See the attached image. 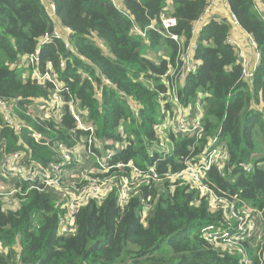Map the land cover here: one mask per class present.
Wrapping results in <instances>:
<instances>
[{
    "label": "trees",
    "instance_id": "16d2710c",
    "mask_svg": "<svg viewBox=\"0 0 264 264\" xmlns=\"http://www.w3.org/2000/svg\"><path fill=\"white\" fill-rule=\"evenodd\" d=\"M52 1L54 19L43 0H0V97L17 100L22 124L16 132L0 114V144H6V152L25 151L48 166L56 160L55 143L75 149L89 132L77 128L68 107L72 97L95 125L94 136L103 146L102 152L94 149L97 158L115 151L111 164L133 163L140 169L155 165L160 174L176 172L217 136L227 146L233 169L212 168L207 173L211 188L222 198H238V206L264 212V17L254 0H227L261 53L253 82L242 79L236 50L226 40L229 20L201 25L195 52L199 67L185 77L178 96L188 106L205 95L206 135L197 141L195 136L172 134L166 158L154 147L162 119L160 97L168 90L164 76L176 65L181 49L171 35L189 41L193 23L209 0H120L123 9L113 0ZM162 13L175 17L177 25L165 29ZM56 25L72 30L69 46L52 36ZM46 35L52 37L42 43ZM151 53L164 55L155 61ZM32 54L38 56L36 63L28 60ZM49 68L56 72L64 100L58 119L28 110L35 99L53 95L50 81L39 83L34 77L36 69L44 73ZM119 143L124 146L118 148ZM241 164H252L254 170L246 172ZM164 187L143 185L125 206L114 187L105 198L78 207L73 213L76 231L63 234L67 209L55 192L24 184L26 194L18 197L17 209L4 210L0 203V264H242L239 254L215 247L202 235L205 227L228 226L223 209L212 211L209 198L187 182ZM146 204L152 210L144 218ZM250 256L260 263L252 247Z\"/></svg>",
    "mask_w": 264,
    "mask_h": 264
},
{
    "label": "built area",
    "instance_id": "2783aa9c",
    "mask_svg": "<svg viewBox=\"0 0 264 264\" xmlns=\"http://www.w3.org/2000/svg\"><path fill=\"white\" fill-rule=\"evenodd\" d=\"M217 1L219 0H209L204 14L193 23L192 37H190L189 41L185 37H179L175 34L171 35L173 39L180 41L181 49L179 50L176 65H171L165 73V85L168 90L166 93L161 94L160 97L162 119L156 125L158 139L155 142L154 150L163 158H166L172 151L170 144V136L172 134L187 135L189 137L195 136L197 141L202 140L206 135L204 125L206 113L204 104L205 95L200 94L193 104L185 106L183 102L181 103L178 96V87L188 74H194L198 70L199 62L195 59V52L198 48L200 26L206 23L208 18L207 13ZM254 1L264 17L262 0ZM113 2L117 8L123 9L120 0H113ZM46 10L54 19L56 5L52 0H46ZM161 22L165 29H170L177 25L176 18L165 13L161 14ZM229 22L231 30L240 25L233 13L231 14ZM61 29H64V33L59 29H55L52 36L64 40L66 45L69 46L68 35L72 30L65 27ZM231 30L226 40L236 50L238 63L242 66V79L248 83H252L260 64L261 53L258 51L256 41L250 33H247V46L254 50V56L248 52V49L243 47L239 39L232 35ZM134 31L142 36L146 32L137 26H134ZM51 37L46 35L42 39V43L49 41ZM28 60L31 63H36L38 61L37 54L29 55ZM34 77L39 83H45L48 80L54 85V93L47 100H52L54 103L50 105L58 107L59 112L64 109L62 89L56 72L52 68H49L44 73L36 69ZM17 104V100L8 102L0 97V114L2 115L4 124L19 132L22 124L21 121L17 120ZM129 104L132 106L134 113L138 114V107L134 106L132 102H129ZM68 107L76 122L77 128L89 132V136L84 141V145L86 153L96 158V168L94 170L97 173L82 174L81 176L86 175L83 177L84 182L72 187L74 197L71 199V202L77 208L72 213H69L68 205L66 203L63 204V207L67 209V213L61 221V232L63 234H71L76 231L73 213L78 207L87 204L91 200L105 198L114 187L118 186L119 202L122 206H125L135 194L139 193V189L143 185H156L159 189H165L164 185L170 184V188L173 189L175 182L181 181L187 182L191 188L199 190L202 197H208L212 211L221 208L227 216L228 226L226 228H223V226L219 228L215 226L205 227L202 230L203 237L217 248L239 254L242 264H256L251 260L250 256V248L252 247L258 253L259 264H264V212L250 205L238 206V198L236 197L232 200L220 197L209 184L207 173L212 168L217 167L221 171L226 167L229 171L233 169V167L228 166L230 155L227 146L217 136L210 137L208 143L205 144V147L200 153L195 155L192 153L188 156L186 161H184L185 166L183 169L176 172L160 174L155 165L148 169H140L133 163L111 164L110 161L115 155L114 150H107L97 158L94 149L101 146V141L94 136L95 125L87 120L86 111L77 105L76 99L71 97L68 102ZM83 114L85 118L82 116ZM35 136L38 137L39 135L35 134ZM123 146L124 143L117 145L118 148H122ZM53 148L56 152L55 162L48 166H42L32 160L25 151L6 152V144H0V157H8V161H2L1 174L5 179L13 178L18 181V184L10 190V194L14 196L12 198L13 204H11L13 206L8 208L7 205L10 204V201L6 199L3 202L0 201L2 203V209L18 208H16L17 201L19 202L18 197L26 194L22 193L24 184H28L30 188L40 190L49 189V186L61 188L63 184L62 176L65 169L72 162V150L74 149L65 146L62 142L55 143ZM241 166L246 172H252L254 170L252 164H241ZM129 171L130 175L128 174ZM151 210L152 205L146 204L143 217L146 218ZM259 240L261 241L259 242Z\"/></svg>",
    "mask_w": 264,
    "mask_h": 264
},
{
    "label": "rangeland",
    "instance_id": "374dc122",
    "mask_svg": "<svg viewBox=\"0 0 264 264\" xmlns=\"http://www.w3.org/2000/svg\"><path fill=\"white\" fill-rule=\"evenodd\" d=\"M44 4L46 6V0L44 1ZM220 4H221V0L217 1V3L209 10V12L207 13L208 18H207L206 22L211 20V19H209V17H211V15L214 13V10ZM55 29H59L62 33H64V31H63L64 29L62 30L59 25H56ZM247 38H248V35H247ZM247 38H246V43H247ZM99 43H101V42L99 41L98 44ZM163 55H164V53H162V55H159V56L162 57ZM159 56L157 57L153 53L151 54V57L155 61L160 60ZM26 75H28V74H26ZM98 94H100V92H98ZM47 99H45V100L37 99L36 101H39L38 104L37 103H31L28 107V110L30 111V113L32 115H35L37 117H42V118H49V117L56 118L57 115L59 114L58 107H56L54 105H50L54 102L52 100H47ZM166 104H164V105H166ZM60 113H63V109L60 111ZM47 114H48V117H46ZM82 116L84 117V114ZM17 120L20 121L19 115H17ZM84 141H86V139H82L80 141V146H82V150L80 148H77V147L74 150H72V162L65 169V172L62 176L63 184H62L61 188H57V187L54 188V186H49L50 187L49 190H52L54 192L57 190V192H55L54 196L57 197L58 202H60V203L62 202V204L66 203L68 205L69 213H72L73 210L77 208V206H75V204L71 202V199L74 197L72 187L84 182L83 177L86 175L81 176L82 174L88 175L89 173H94V174L97 173L94 170L96 168L95 167L96 163H95V159H94L95 157L86 153ZM97 149H99L100 152H102V150H103L102 144ZM3 160L8 161V157H6V156L0 157V201L3 202L4 200L8 199L7 201H10V204H8L7 207L9 208V207L13 206L11 204H13L12 198H14V196L12 194H10V190L13 186L18 184V181L13 179V178L5 179L2 176L1 169H2V161ZM69 167H71V168H69ZM87 177H89V176H87ZM100 180H102V179H100ZM18 203L19 202L17 201L16 208L18 207ZM15 248H16L17 252H19L21 250V246L19 244H17Z\"/></svg>",
    "mask_w": 264,
    "mask_h": 264
},
{
    "label": "crops",
    "instance_id": "0c3cea01",
    "mask_svg": "<svg viewBox=\"0 0 264 264\" xmlns=\"http://www.w3.org/2000/svg\"><path fill=\"white\" fill-rule=\"evenodd\" d=\"M44 1V0H43ZM262 9L264 10V7H262ZM231 14H232V12H231V10H230V8H229V5H228V3H227V0H221V4L214 10V13L211 15V17H209V19H215V20H220V19H222V18H226V19H228V20H230V18H231ZM60 26V25H59ZM61 28H63L62 26H60ZM202 26H200V28H201ZM231 32H232V35L235 37V38H237V39H239L240 41H241V43H242V45H243V47L245 48V49H248V52L252 55V56H254V50L252 49V48H249L248 46H247V43H246V38H247V32L239 25V26H237V27H234L232 30H231ZM103 48L105 49V47L103 46ZM106 51H107V49H106ZM152 54V53H151ZM151 54H150V57H151ZM154 54V53H153ZM155 55V54H154ZM156 56V55H155ZM23 61H24V59H23ZM37 99H35L32 103H39V101H36ZM60 112H59V114L57 115V117L55 118V119H58L59 117H60ZM46 115V114H45ZM46 117H48V114H47V116ZM42 118V117H41ZM77 148H80L81 150H82V146H80V142H78V144H77ZM72 167V166H71ZM71 167H69V168H71ZM74 168V167H73ZM19 207V206H18Z\"/></svg>",
    "mask_w": 264,
    "mask_h": 264
}]
</instances>
